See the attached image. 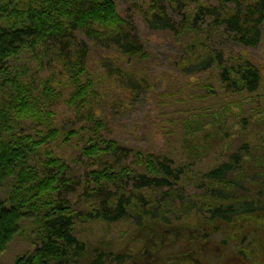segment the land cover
Masks as SVG:
<instances>
[{
	"label": "rangeland",
	"instance_id": "rangeland-1",
	"mask_svg": "<svg viewBox=\"0 0 264 264\" xmlns=\"http://www.w3.org/2000/svg\"><path fill=\"white\" fill-rule=\"evenodd\" d=\"M250 2L202 0L207 8L201 9L196 0H157V6L165 7L167 16L174 20L173 31L152 26L151 0L121 2L119 12L132 25L145 55L128 63L120 53L105 51L81 35L90 46V67L109 75L101 79L105 90H100V104L89 103L79 112L77 103L70 99L72 83L66 90H58L52 81L47 85L45 103L54 114L50 112L46 134L55 135L56 141L37 151L34 165L46 175L56 170L57 173L60 167L51 163L57 157L71 169L67 172L69 180H74L70 184L81 186L77 193L64 194L71 207H76L82 198L88 174L98 164H105L104 159L94 161L86 156L90 151L85 148L98 138L118 142L142 157L169 154L176 165L186 166L183 181L171 191L172 199L165 212L167 220L147 216L142 225L133 219L114 224L79 223L75 234L87 244L80 264H118L116 256H121L125 264H219L227 256L253 251L247 264H256L259 243L254 241L260 237L258 232H264V214L239 216L207 238L208 227L217 223L209 219L202 207L203 199L211 201L207 172L230 161L245 144L248 149H242V153H249L231 178L241 185L236 187L235 181L216 185L236 193L237 201H264V22L260 26V42L245 46L237 40L236 32L220 21L221 14L224 17ZM197 12L198 18L194 16ZM22 53L10 58L7 66L11 78L19 82L18 101L30 96L34 102L36 96L30 95L31 91L41 93L44 82L56 68L50 57L38 64L30 45ZM217 54L230 65L240 60L253 61L261 70L260 89L253 93L242 89L230 91L220 81V71L214 66L207 71H198L197 67L187 71ZM120 65L129 74L119 75L116 66ZM9 79L8 83L5 81L6 89L14 92ZM23 84L27 91L20 87ZM94 119L102 121V131H97L99 123L95 124ZM38 125L35 122L27 127L37 134ZM122 162L141 167L134 154L122 158ZM29 231L14 238L1 257V264H15L19 257L34 251L35 236Z\"/></svg>",
	"mask_w": 264,
	"mask_h": 264
},
{
	"label": "trees",
	"instance_id": "trees-1",
	"mask_svg": "<svg viewBox=\"0 0 264 264\" xmlns=\"http://www.w3.org/2000/svg\"><path fill=\"white\" fill-rule=\"evenodd\" d=\"M131 1L137 0H0V264L14 238L24 231L30 230L28 233L35 236L36 247L32 253L19 257L15 264H80L87 244L75 231L82 221L114 224L133 219L142 225L147 216L166 219L171 191L186 175V166L176 165L169 154L151 153L142 157L118 142L98 138L85 148L90 151L86 156L94 161L104 159L105 164H98L88 174L82 188L83 196L76 207H71V201L65 196L77 193L81 186L70 184L74 181L69 180L67 173L71 169L63 160L57 157L51 160L60 169L49 175L41 173L34 165L37 151L56 141L55 135L49 137L46 134L53 111L46 105L44 95L48 96L47 85L51 81L58 90H66L73 84L70 99L77 103L79 112L90 106L89 103L100 104L97 102L101 97L100 90H105L101 79L109 78V75L99 74L90 67V46L81 35L105 51L120 53L128 63L145 55L144 46L133 34L132 25L119 12V3ZM196 1L201 9L207 8L203 7L207 5L202 0ZM149 13L150 23L155 28L175 30L174 20L167 16L165 7L157 6V0H151ZM200 13L194 16L198 18ZM222 16L220 21L236 32L239 43L255 46L260 42L264 0H251L244 8ZM27 45L32 47L38 64L50 57V63L56 69L44 82L46 86L41 93L31 91L30 95L36 96L34 102L30 96L19 102V82L11 78L7 62L10 58L20 57ZM213 66L219 69L220 81L230 91L242 89L253 93L262 86L261 70L249 59L230 65L217 54L188 67L187 71H194L196 67L198 71H207ZM116 67L119 75L129 74L123 65ZM8 79L13 83L14 92L6 89ZM20 87L27 91V85ZM35 122L40 123L37 134L27 127ZM93 122L99 123L97 131L103 130L101 120L94 119ZM242 149H248V144ZM242 149L234 152L230 161L206 174L211 201L203 199L202 207L209 219L217 223V226L208 227L207 238L239 216L264 214V201H237L236 193L217 186L230 181H235L236 187L241 185L231 178L249 153V150L242 153ZM131 154L138 159L140 168L123 164L122 158ZM136 209L140 212L135 213ZM258 233L260 237L254 241L259 243L256 264H264V232ZM253 254L254 251L233 254L219 264H247ZM115 258L118 264L126 263L121 256Z\"/></svg>",
	"mask_w": 264,
	"mask_h": 264
}]
</instances>
